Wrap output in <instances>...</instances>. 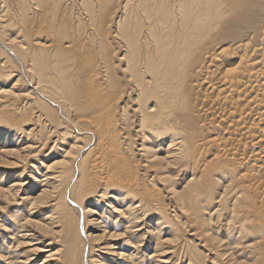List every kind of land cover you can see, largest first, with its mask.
I'll list each match as a JSON object with an SVG mask.
<instances>
[{"label":"bare ground","instance_id":"1","mask_svg":"<svg viewBox=\"0 0 264 264\" xmlns=\"http://www.w3.org/2000/svg\"><path fill=\"white\" fill-rule=\"evenodd\" d=\"M232 93L224 122L264 119V0H0V264H259L246 194L199 163L232 151L202 133Z\"/></svg>","mask_w":264,"mask_h":264},{"label":"rangeland","instance_id":"2","mask_svg":"<svg viewBox=\"0 0 264 264\" xmlns=\"http://www.w3.org/2000/svg\"><path fill=\"white\" fill-rule=\"evenodd\" d=\"M212 96V95H211ZM235 97V98H234ZM232 98H234V102L233 103H231V101H233V99ZM236 100V101H235ZM196 101V100H195ZM194 101V102H195ZM231 103V104H230ZM225 104V103H224ZM223 104V105H224ZM229 104L230 105H233L234 106V108L235 109H239L240 107H239V104H241V102L240 101H238V99H237V93H232V97H230L229 98V102L227 103V104H225L224 106H227V107H224V108H226V109H224L223 108V110H221L220 109V111L219 110H217V109H214L215 110V114H213L214 116H213V118L215 119V121H214V119H213V121L211 122L212 123V125H211V123L208 125L209 127L207 128V129H205L202 133L204 134H207V132L208 131H210V133L208 134V135H210L211 134V132L213 131L214 132V135H216V136H218L220 139H221V142H224V141H226V142H224L226 145H228V144H230L231 145V147H229V148H231V150L232 151H230L229 153H222L221 155L219 154V157H218V159L215 161L214 160V162H213V160L211 161L210 159L211 158H213V156H212V154H213V152H214V149H217V148H215V145L213 146V143L212 142H208L209 144H207L208 145V147H205V148H207V149H205V148H203V151L205 152L204 154H203V156H202V159H200L199 160V163L200 164H202L203 162V164H205V162L206 161H203V158H204V160H207L208 159V163H206L208 166H210V169H211V166H212V168H215L216 166H218V167H225V169L227 170V172H228V175H229V177H231V180H232V182H235V184L236 185H238V188L240 189V190H242L245 194H246V196L247 197H244V196H240V194L235 198V200H238V199H240L242 202H245V203H242L241 201V204H245V205H247L248 207L251 205L252 207L251 208H253L254 210H252V211H250L249 209L250 208H248L247 206V209L251 212L250 214L251 215H254V216H252V217H250V214H249V217H250V219H251V222H248V226H249V230H248V232H246L245 234H246V236H248V239H247V237H245L244 239H243V242H246V241H248V240H250V241H253V242H258V243H256L255 244V246H256V252L257 251H259V250H261L263 253H264V165L262 166V164H264L263 163V161H264V147H263V145H264V139H262V137H264V135H263V133H264V131H262V129L264 130V119L263 120H257L256 118H255V112H256V110L255 111H253L254 109H255V105L254 104H252V103H250V109H248L247 110V112L248 111H250V113H248V115H246V117L248 118H246L245 117V119H247V123H245V125H246V128L245 129H236V127H234V125L230 122H228L227 123V121H223V119L226 117V115L227 114H229L230 112H232V111H236L233 107H231V106H229ZM240 106H242V107H244L245 109H247V106L246 105H240ZM246 106V107H245ZM231 107V109L233 108L234 110H231V109H229ZM252 108H253V110H252ZM213 110V111H214ZM217 110V111H216ZM226 110V111H225ZM212 111V112H213ZM221 111H222V113H221ZM253 112V113H252ZM237 113V112H236ZM220 114H221V116H220ZM249 114H251V116L249 115ZM220 116V117H219ZM225 116V117H224ZM250 116V117H249ZM220 120V121H219ZM221 121H223V122H221ZM261 121H263V122H261ZM215 122V123H214ZM254 122V123H253ZM213 124H214V126H213ZM254 124V125H253ZM214 127V129H213V127ZM228 126H230L229 128H228ZM233 128H232V127ZM250 126V127H249ZM211 127V128H210ZM221 127V128H220ZM217 128V129H216ZM220 128V129H219ZM226 128H227V130H226ZM262 128V129H261ZM208 129H213L212 131L211 130H208ZM216 129V130H215ZM231 129H232V131H231ZM252 129H256V130H253V131H251ZM207 130V132H205ZM219 130V131H218ZM223 130H225L224 132H226V131H228L229 132V130H230V132H231V134H229V136L228 135H224V137H223ZM261 132H260V131ZM215 131H216V133H215ZM243 131V132H242ZM251 131V132H250ZM229 132V133H230ZM236 132V133H235ZM242 132V133H241ZM218 133V134H217ZM219 133H221L220 135H219ZM234 133V134H233ZM251 133H255L254 135L253 134H251ZM213 134V133H212ZM233 134V135H232ZM248 134V135H247ZM251 134V135H250ZM259 136V137H261L260 139H259V141H260V144H257V145H255L254 143H258V139H257V135ZM208 135H206V136H208ZM236 135V136H235ZM205 136V135H204ZM233 136V137H232ZM243 136V137H242ZM229 137V138H228ZM242 137V138H241ZM249 137V138H248ZM222 138H223V140H222ZM225 138V139H224ZM227 138V139H226ZM235 138H237V140H239L240 142H238V141H236L235 140ZM239 138H241V139H239ZM246 138H247V140H246ZM251 138V139H250ZM230 140L229 142L227 141V140ZM242 139H244V140H242ZM262 140V141H261ZM235 141L236 142H238V143H235ZM241 141L243 142V144H241ZM247 141V142H246ZM233 142V143H232ZM262 143V144H261ZM212 144V145H211ZM207 145H205V146H207ZM211 145V146H210ZM238 145V146H237ZM249 145V146H248ZM262 145V146H261ZM240 146V147H239ZM244 146V147H243ZM257 146V147H256ZM236 147V148H235ZM244 149H243V148ZM252 147V148H251ZM213 148V149H212ZM250 148V149H249ZM262 148V149H261ZM210 149V150H209ZM211 149H212V151H211ZM233 149H234V151H233ZM236 149V150H235ZM239 149V150H238ZM246 150V151H245ZM252 150V152H253V150H254V153L252 154L250 151ZM208 151H210L209 153H208ZM249 151V152H248ZM258 151V152H257ZM206 152H207V154H209V156L207 155L206 156ZM241 152V153H240ZM255 152H257V153H255ZM239 153V154H238ZM260 153V154H259ZM263 153V154H262ZM257 154V157H255V155ZM259 154V155H258ZM250 155V159H249V157H247V156H249ZM253 155V157H251ZM262 155V156H261ZM56 156H59V153H56V154H54L52 157H48V158H45L44 159V161L47 163L48 161H49V159L51 160L52 158H56ZM226 156V157H225ZM261 156V157H260ZM206 157H208V158H206ZM232 157V158H231ZM258 157H259V159H261V160H258ZM41 158H43V155H40L39 157H38V160H40ZM231 159V160H230ZM255 159V160H254ZM37 160V161H38ZM210 160V161H209ZM236 160V161H235ZM251 160V161H250ZM203 161V162H202ZM226 161V162H225ZM246 161H247V163H246ZM209 162H210V164H209ZM215 162H217V163H215ZM236 162V163H235ZM241 162H242V164H241ZM252 162V163H251ZM229 163V164H228ZM214 164H216L215 166H214ZM234 166L235 168H233L232 166ZM251 164V165H250ZM253 164V165H252ZM230 165V166H229ZM236 165V166H235ZM239 165H241V167L239 166ZM214 166V167H213ZM251 166V167H250ZM255 166V167H254ZM227 167V168H226ZM229 167L231 168V169H229ZM238 169H237V168ZM239 167L241 168L240 170H239ZM259 167V168H258ZM245 168H246V170H245ZM263 168V169H262ZM233 169V170H232ZM235 169V170H234ZM238 171H237V170ZM244 169V170H243ZM259 169H261V170H259ZM231 170H232V172H231ZM15 171V169H11V170H9V173H8V175L6 176H4V179H3V183H6L7 185L8 184H10L15 178L13 177V175H15V173L14 174H11V173H13ZM241 171V172H240ZM245 171H247V172H245ZM258 171H260V172H258ZM231 172V173H230ZM242 172H244V173H242ZM251 172V173H250ZM263 172V173H262ZM249 173V174H248ZM239 174V175H238ZM242 174H244L245 176L244 177H241V175ZM233 175V176H232ZM3 175H1L0 174V178L2 177ZM256 176V177H255ZM254 179H253V178ZM214 178V177H213ZM250 180H249V179ZM253 179V180H252ZM213 180V179H212ZM215 182H218V180L217 179H215L214 180ZM251 181V182H250ZM253 181V182H252ZM247 182V183H246ZM213 184H214V182H213ZM214 186V185H213ZM242 187V188H241ZM254 187V188H253ZM258 188V189H257ZM257 189V190H256ZM260 189V190H259ZM258 191V192H257ZM252 192H253V194H252ZM261 194V195H260ZM251 195V196H250ZM257 197H256V196ZM164 196V195H163ZM240 196V197H239ZM254 196V197H253ZM251 197V198H250ZM260 197V198H259ZM244 199V200H243ZM256 200V201H255ZM263 202H262V201ZM2 202L3 201H1L0 200V209L5 205V204H2ZM162 202H163V206L166 204V198H165V200H162ZM229 202V203H228ZM230 202H232V200H228L227 201V203L228 204H230ZM259 203V204H258ZM107 207V208H106ZM167 207H168V205H167ZM103 208H104V211H103ZM166 208V207H165ZM256 208H258V212L255 210ZM259 208H260V210H259ZM169 209V208H168ZM263 210V211H262ZM98 211H99V213H100V215L99 216H101L102 217V225H104V226H108L109 228H112L113 227V225H115L116 223H113L114 222V220H113V218H114V216H113V214H112V212H111V210L109 209V207L108 206H106V203H105V201L103 200V201H101V203L98 205ZM222 211V213H220L218 216H216V217H212V218H209L208 219V221H207V217H208V215H207V213H208V211L206 210L205 211V215H203V218L204 219H206L205 221L206 222H208V224H207V227L208 228H210V230H211V233L212 234H214L218 239L219 238H225L226 237V235H225V231H224V229L226 228V226H224L225 225V223H226V220H227V216H225V214H224V211L223 210H221ZM253 211H256L257 213L255 214ZM263 212V213H262ZM98 213V214H99ZM104 213V214H103ZM102 214V215H101ZM259 214V215H258ZM99 216H94V217H96V219L98 218L99 220L101 219ZM207 216V217H206ZM203 219V220H204ZM216 219V220H215ZM222 219L224 220V221H222ZM226 219V220H225ZM116 220H118V218L116 219ZM254 220V221H253ZM105 221V222H104ZM110 221V222H109ZM215 221V222H214ZM256 222V223H255ZM217 223V224H216ZM151 224H153V222L151 223ZM193 224V225H192ZM205 224V225H206ZM223 224V225H222ZM204 225V223H196L195 225H194V223H191L190 224V226H188L187 228H183V229H185L184 230V238H187L188 237V232L186 231V230H189V232L190 233H192V231L191 230H193L194 231V229L195 230H200L199 228H201V226L202 227H204L205 226ZM211 225V226H210ZM213 225H214V227H213ZM218 225V226H217ZM153 227H155V223L152 225ZM193 226H195V227H193ZM198 226V227H197ZM122 228V225H119L118 226V229H121ZM190 228V229H189ZM198 228V229H197ZM98 229H94V231L95 232H93V233H97L96 231H97ZM116 230V229H115ZM186 231V232H185ZM213 231V232H212ZM260 231V232H259ZM216 233V234H215ZM222 234V235H221ZM225 236H224V235ZM128 235H131V241H130V243L129 244H134V242H135V240H136V237L135 236H133L134 235V233H132V232H130V233H128ZM263 238V239H262ZM253 239V240H252ZM259 239H261V240H259ZM119 240H122V239H119ZM123 241V240H122ZM249 242V241H248ZM260 242V243H259ZM245 244H247V243H245ZM245 244H239V245H237V246H235V247H233V251L232 252H235V256L233 255V257L236 259V260H238L239 259V261L240 260H242V261H246V260H250L251 259V257L249 256V254L247 253V250L244 248V246H245ZM263 246V247H262ZM144 248V246L142 247H139V249H138V251H139V253H138V256H141V263L142 264H144L145 263V261L147 260V258H145V256L147 255V253L146 252H148V251H146L145 253H144V251L142 250L141 251V249H143ZM221 248H224V246L223 247H221ZM221 248H220V250H221ZM133 250V249H132ZM255 252V253H256ZM85 253H86V251L84 250V255H85ZM45 254H43V253H41V255H38V256H36V261H38V260H41V258H43V256H44ZM211 256H213V255H211ZM108 257H110V255H108ZM247 257V258H246ZM203 258H204V260H205V263L206 264H210L209 262V255L208 256H204V253H203ZM245 258V259H244ZM177 261V255H176V257L174 256V260L173 261ZM225 260H226V258H225ZM225 260H223L222 259V261H225ZM257 260V259H256ZM264 254H263V256H262V258H260V259H258V263L259 264H264ZM207 261V262H206ZM221 261V262H222ZM220 262V261H219ZM219 262H217V263H219ZM247 262V261H246ZM184 262H182L181 260H180V262L178 263V261L175 263V264H183ZM161 264H164V263H161Z\"/></svg>","mask_w":264,"mask_h":264}]
</instances>
